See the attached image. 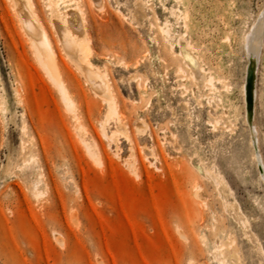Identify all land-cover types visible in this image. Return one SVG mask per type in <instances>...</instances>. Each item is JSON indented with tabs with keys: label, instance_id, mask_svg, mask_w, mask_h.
<instances>
[{
	"label": "rangeland",
	"instance_id": "obj_1",
	"mask_svg": "<svg viewBox=\"0 0 264 264\" xmlns=\"http://www.w3.org/2000/svg\"><path fill=\"white\" fill-rule=\"evenodd\" d=\"M51 1L69 107L0 0V264H264V0Z\"/></svg>",
	"mask_w": 264,
	"mask_h": 264
},
{
	"label": "bare ground",
	"instance_id": "obj_2",
	"mask_svg": "<svg viewBox=\"0 0 264 264\" xmlns=\"http://www.w3.org/2000/svg\"><path fill=\"white\" fill-rule=\"evenodd\" d=\"M8 1L10 3V8L13 12V15L15 16V19L18 22L19 28L22 30L23 35L25 36L26 40L28 41V43L30 45V48L32 50V53L34 55V58H35L37 64L40 66L42 71L46 75H48V77L51 79V81L53 82L52 85L53 86L55 85V87L58 88V90H59L58 92L61 94L63 102L69 107L70 101H69V98L65 92L66 89H64V86H63L62 81H61V75L58 72V70L54 64V60H53V54L54 53L52 54V51L50 49V46H52V45H49L46 33H45L44 28H43V26H42V24L38 18V15L34 11V7H33L31 0H8ZM52 1H51V5H49L50 7L52 6L51 7L52 12H53V19L52 20H54L55 22L58 23V26L60 29H63V31L66 30L65 36H67V32L69 31V29L74 28V27L77 28V26H78L77 12L80 13V11H77L75 9H68L64 12H58L56 10V3L54 1L53 2ZM76 24H77V26H75ZM165 26H166V24H165ZM163 32H165V34L169 33L167 27H166L165 31H163ZM77 34L78 33H76L75 35H77ZM67 38L70 39V37H67ZM73 38H75V37L73 36ZM250 38H251V34L248 30V32L244 36V40H243L244 46H247L249 44ZM111 107H112V105H111ZM120 128H121V126H119L118 129L121 130ZM250 131L252 132V143H253V146L255 148L256 140L254 138V128L250 127ZM88 144L90 145V143H88ZM253 156H254V153H253ZM34 186H36V184Z\"/></svg>",
	"mask_w": 264,
	"mask_h": 264
},
{
	"label": "water",
	"instance_id": "obj_3",
	"mask_svg": "<svg viewBox=\"0 0 264 264\" xmlns=\"http://www.w3.org/2000/svg\"><path fill=\"white\" fill-rule=\"evenodd\" d=\"M252 72L251 70H248V81L250 82L252 80ZM247 112H248V115L251 114V109H250V104L249 102L247 103Z\"/></svg>",
	"mask_w": 264,
	"mask_h": 264
}]
</instances>
